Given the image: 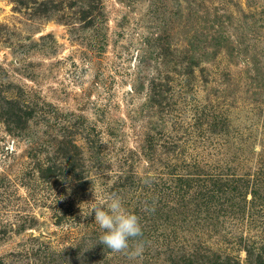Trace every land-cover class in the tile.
<instances>
[{"label":"rangeland","instance_id":"rangeland-1","mask_svg":"<svg viewBox=\"0 0 264 264\" xmlns=\"http://www.w3.org/2000/svg\"><path fill=\"white\" fill-rule=\"evenodd\" d=\"M0 264H264V0H0Z\"/></svg>","mask_w":264,"mask_h":264},{"label":"clouds","instance_id":"clouds-1","mask_svg":"<svg viewBox=\"0 0 264 264\" xmlns=\"http://www.w3.org/2000/svg\"><path fill=\"white\" fill-rule=\"evenodd\" d=\"M144 210L154 212L155 207L145 202ZM94 212L95 223L102 229L99 243L113 253L125 255L129 260H138L142 257L146 242L143 240V231L140 217L128 211L122 198L111 193L97 202L90 203L88 215Z\"/></svg>","mask_w":264,"mask_h":264}]
</instances>
